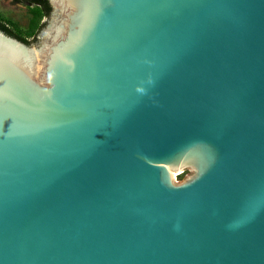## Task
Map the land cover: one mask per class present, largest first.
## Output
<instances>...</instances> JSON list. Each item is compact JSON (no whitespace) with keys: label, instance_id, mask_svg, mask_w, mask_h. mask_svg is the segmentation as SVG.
Masks as SVG:
<instances>
[{"label":"water","instance_id":"1","mask_svg":"<svg viewBox=\"0 0 264 264\" xmlns=\"http://www.w3.org/2000/svg\"><path fill=\"white\" fill-rule=\"evenodd\" d=\"M47 1L0 29V264H264V0Z\"/></svg>","mask_w":264,"mask_h":264},{"label":"rangeland","instance_id":"2","mask_svg":"<svg viewBox=\"0 0 264 264\" xmlns=\"http://www.w3.org/2000/svg\"><path fill=\"white\" fill-rule=\"evenodd\" d=\"M48 18L49 15L38 4L0 0V23L28 42L38 44ZM185 177L177 181H182Z\"/></svg>","mask_w":264,"mask_h":264},{"label":"trees","instance_id":"3","mask_svg":"<svg viewBox=\"0 0 264 264\" xmlns=\"http://www.w3.org/2000/svg\"><path fill=\"white\" fill-rule=\"evenodd\" d=\"M16 2H23L25 4H38L43 12L48 15L50 12V5L48 3L47 0H14ZM0 29L3 30L4 32H6L7 34L14 36L16 38H18L19 40L28 43V41L26 39H24L23 37H20L19 35H16L15 33H13L8 27H6L4 24L0 23Z\"/></svg>","mask_w":264,"mask_h":264}]
</instances>
